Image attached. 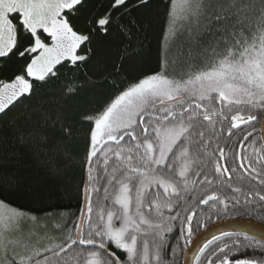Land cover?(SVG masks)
I'll return each mask as SVG.
<instances>
[{
  "label": "snow or ice",
  "instance_id": "obj_1",
  "mask_svg": "<svg viewBox=\"0 0 264 264\" xmlns=\"http://www.w3.org/2000/svg\"><path fill=\"white\" fill-rule=\"evenodd\" d=\"M26 160L66 204L14 205ZM213 214L264 225V0H0V264H178Z\"/></svg>",
  "mask_w": 264,
  "mask_h": 264
},
{
  "label": "trees",
  "instance_id": "obj_2",
  "mask_svg": "<svg viewBox=\"0 0 264 264\" xmlns=\"http://www.w3.org/2000/svg\"><path fill=\"white\" fill-rule=\"evenodd\" d=\"M155 43H156L155 36H153V41H152L153 49L155 48ZM25 164L26 167L23 171L28 176L27 182L32 185V188L31 190L27 188H22L12 198L14 205L31 211H39L41 209H48L49 207L56 205L62 206L63 204L67 203V201L61 200L59 196V192L56 188L55 181L46 179L44 177L43 171L38 167H36L30 160H26ZM232 219L250 220L261 224L259 220L250 218L246 214L244 216L237 215L234 217L221 215L219 216V218H217V216L213 214L211 219H208L206 221L205 227H196L194 224V233L191 238V242L200 231H203L207 227H210L211 225L218 223L220 221L232 220ZM180 244H181V248L177 249V261L178 264H183V256L187 251V249L189 248L190 243L185 245L184 242L181 241ZM196 264H198V262Z\"/></svg>",
  "mask_w": 264,
  "mask_h": 264
},
{
  "label": "water",
  "instance_id": "obj_3",
  "mask_svg": "<svg viewBox=\"0 0 264 264\" xmlns=\"http://www.w3.org/2000/svg\"><path fill=\"white\" fill-rule=\"evenodd\" d=\"M240 230L249 231L250 234H255L258 238L261 233H264V226L259 223L243 220V219H232L220 221L207 227L201 231L190 243L189 248L183 256V264H196L195 257L198 255V249L203 246L205 242L210 240L214 235H220L223 231L237 232Z\"/></svg>",
  "mask_w": 264,
  "mask_h": 264
},
{
  "label": "flooded vegetation",
  "instance_id": "obj_4",
  "mask_svg": "<svg viewBox=\"0 0 264 264\" xmlns=\"http://www.w3.org/2000/svg\"><path fill=\"white\" fill-rule=\"evenodd\" d=\"M256 223H257V222H256ZM260 225H261V224H260ZM262 226H263V225H262ZM200 232H201V231H200ZM200 232H199V233H200ZM199 233H198V234H199ZM198 234H197V235H198ZM197 235H196V236H197Z\"/></svg>",
  "mask_w": 264,
  "mask_h": 264
}]
</instances>
